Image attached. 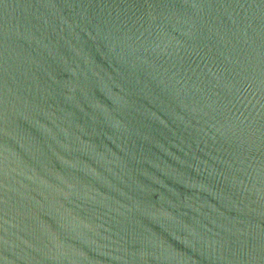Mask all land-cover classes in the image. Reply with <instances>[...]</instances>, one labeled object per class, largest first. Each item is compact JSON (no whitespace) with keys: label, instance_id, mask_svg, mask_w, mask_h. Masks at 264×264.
Here are the masks:
<instances>
[{"label":"water","instance_id":"obj_1","mask_svg":"<svg viewBox=\"0 0 264 264\" xmlns=\"http://www.w3.org/2000/svg\"><path fill=\"white\" fill-rule=\"evenodd\" d=\"M0 264H264V0H0Z\"/></svg>","mask_w":264,"mask_h":264}]
</instances>
